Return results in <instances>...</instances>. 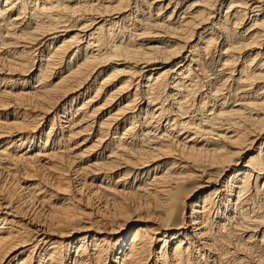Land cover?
<instances>
[{
    "label": "bare ground",
    "instance_id": "obj_1",
    "mask_svg": "<svg viewBox=\"0 0 264 264\" xmlns=\"http://www.w3.org/2000/svg\"><path fill=\"white\" fill-rule=\"evenodd\" d=\"M0 264H264V0H0Z\"/></svg>",
    "mask_w": 264,
    "mask_h": 264
}]
</instances>
